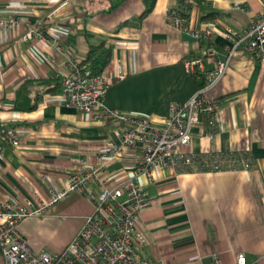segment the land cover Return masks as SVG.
<instances>
[{
  "label": "crops",
  "instance_id": "1",
  "mask_svg": "<svg viewBox=\"0 0 264 264\" xmlns=\"http://www.w3.org/2000/svg\"><path fill=\"white\" fill-rule=\"evenodd\" d=\"M62 1L0 0V16L14 19L12 27L0 28V120L16 126L19 140L0 148V197L35 206L47 198L50 185L64 184L81 159L96 162L102 155L112 185L135 177L150 194L135 221L133 245L140 256L152 264H211L216 253L222 264H235L241 253L244 264H264V59L252 56L243 43L203 93L218 102L214 126L200 114L184 149L197 156L244 155L250 160L245 168L155 167L146 173L138 147L109 158L106 151L119 142L117 123L96 122L66 105L60 88L34 98L40 86L33 83L28 95L35 106L11 109L22 82L60 79L69 60L80 63L89 44L102 40L110 49L104 68L119 64L124 71L106 88L104 105L148 114L157 122L169 103L186 100L196 89L198 79L185 71L183 59L200 56L209 70L214 61L207 47L221 56L228 44L223 28L240 32L263 0H241V8L232 6L235 0L193 4L185 9L183 28L168 25L164 12L184 9L185 0ZM35 23L40 33L23 38ZM202 28L210 35H192ZM89 188L101 187L93 179ZM91 208L85 195L69 192L41 213L22 217L17 229L32 249L56 252Z\"/></svg>",
  "mask_w": 264,
  "mask_h": 264
},
{
  "label": "built area",
  "instance_id": "2",
  "mask_svg": "<svg viewBox=\"0 0 264 264\" xmlns=\"http://www.w3.org/2000/svg\"><path fill=\"white\" fill-rule=\"evenodd\" d=\"M65 2L63 0L62 4ZM232 4L242 7L241 0H235ZM54 10L48 11L46 17L49 18ZM164 20L173 27H184V18L177 8H166ZM13 25V18L0 16L1 29ZM39 33L38 23L31 24L24 31L23 38L28 39ZM210 33L209 28H202L194 30L192 35L201 37ZM222 34L228 44L221 56L213 47L206 49V55L214 61L209 70H204L200 56L183 59L185 71L198 79L199 84L186 100L169 103L167 113L157 122L148 114L125 112L104 105L106 88L124 75L119 64L91 73L89 68L75 59L69 60V67L60 78L64 103L87 113L96 122L117 123L119 142L112 144L106 156L116 157L122 148L138 147L142 153L140 169L146 173L155 167L179 170L192 167L208 170L245 168L250 160L244 155L197 156L184 149L191 141V128L199 123L200 114L206 116V123L210 127L214 126L219 105L215 99L203 93L225 72L238 44L243 43L257 59H264V0L240 32L225 26ZM16 132L14 124L0 120V148L4 143L17 146L19 140ZM103 171L102 155L97 156L96 162L81 159L80 166L66 176L64 184L61 187L50 185L47 198L40 199L35 206L28 200L16 202L0 197V264H152L149 259L140 256L133 245L135 221L150 200L148 190L135 177L127 179L122 185H112ZM93 179L101 187L97 192L89 188ZM69 192L85 195L92 202L90 212L83 217L79 228L61 250L49 252L32 249L17 229L18 221L26 215L41 213ZM31 206L32 209H29ZM262 261L264 263V254ZM244 262V255L237 254L235 264ZM211 264H222L218 254H212Z\"/></svg>",
  "mask_w": 264,
  "mask_h": 264
},
{
  "label": "trees",
  "instance_id": "3",
  "mask_svg": "<svg viewBox=\"0 0 264 264\" xmlns=\"http://www.w3.org/2000/svg\"><path fill=\"white\" fill-rule=\"evenodd\" d=\"M184 9H180V13L184 18H187V12L191 5L206 6L208 2L206 0H185ZM209 15H213L210 13ZM110 57V49L103 45V41H98L96 44H89L88 50L84 59L80 61V65H84L89 68L91 73L100 72L107 64ZM39 85V91L34 93V98L38 97L41 92H54L60 88V79L58 77H52L50 79H41L35 82L24 81L15 90V97L13 99L11 109L14 110H28L35 106L34 101H30L28 95L29 88L32 84ZM197 84H199L197 82ZM33 98V99H34Z\"/></svg>",
  "mask_w": 264,
  "mask_h": 264
}]
</instances>
